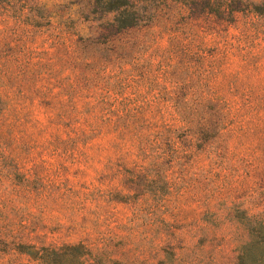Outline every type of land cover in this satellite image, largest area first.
<instances>
[{
	"label": "rangeland",
	"instance_id": "obj_1",
	"mask_svg": "<svg viewBox=\"0 0 264 264\" xmlns=\"http://www.w3.org/2000/svg\"><path fill=\"white\" fill-rule=\"evenodd\" d=\"M83 2L0 0V264L76 242L235 264L264 219V17L179 9L92 43Z\"/></svg>",
	"mask_w": 264,
	"mask_h": 264
},
{
	"label": "trees",
	"instance_id": "obj_2",
	"mask_svg": "<svg viewBox=\"0 0 264 264\" xmlns=\"http://www.w3.org/2000/svg\"><path fill=\"white\" fill-rule=\"evenodd\" d=\"M83 3L87 16L91 8L96 15L94 20H89L86 35L81 37L92 43L101 39L103 43L111 42L119 35L156 19L158 14L179 9L189 14L219 17H233L236 12H250L264 17V0H84ZM0 103H3L1 97ZM245 223L247 237L238 247L235 264H264V219L247 217ZM17 246L40 264H90L96 257L81 242L64 243L58 248H35L28 244Z\"/></svg>",
	"mask_w": 264,
	"mask_h": 264
}]
</instances>
